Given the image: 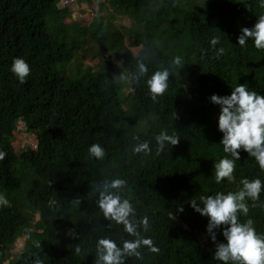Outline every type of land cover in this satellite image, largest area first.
<instances>
[{
    "label": "trees",
    "instance_id": "obj_1",
    "mask_svg": "<svg viewBox=\"0 0 264 264\" xmlns=\"http://www.w3.org/2000/svg\"><path fill=\"white\" fill-rule=\"evenodd\" d=\"M97 2L98 16L81 25L57 23L64 13L61 0H0V193L9 200V206H0V264L13 251L19 254L10 264H95L99 238L118 246L134 239L123 224L105 219L97 205V186L114 178L126 181L121 196L135 210L140 234L158 248L151 252L142 246L143 259L125 256L123 264H223L213 259L207 217L190 204H199L200 196L236 192L242 179H260L258 199L246 197L248 212L238 210L237 216L241 223L251 219L264 236V170L241 150L234 179L215 181L214 162L232 157L219 144V106L209 101L213 93L228 95L238 84L264 95V49L251 39L237 43L240 29L251 28L264 7L259 0ZM108 2L136 25L126 45ZM104 12L110 14L106 19ZM213 36L219 37L215 46ZM97 50L115 55L134 83L117 80L109 61L99 73L79 63ZM146 50L148 72L136 80L137 60ZM17 57L30 66L24 83L10 70ZM176 57L180 65L172 63ZM163 68L170 70L168 88L153 100L146 80ZM19 124L37 144L21 157L7 142ZM161 131L179 143H166L157 153ZM143 142L151 151L134 152ZM92 144L103 148V158L89 155ZM144 217L147 231L140 224ZM186 228L201 232L208 247ZM217 240H223L219 231Z\"/></svg>",
    "mask_w": 264,
    "mask_h": 264
},
{
    "label": "clouds",
    "instance_id": "obj_2",
    "mask_svg": "<svg viewBox=\"0 0 264 264\" xmlns=\"http://www.w3.org/2000/svg\"><path fill=\"white\" fill-rule=\"evenodd\" d=\"M264 7V0H259ZM249 39L252 40L255 48L264 49V15H261L254 25L242 27L237 36L238 45H244ZM212 46L219 43V37L213 36L210 41ZM224 49L216 50L219 58ZM150 56L149 51L137 60L135 79L139 80L148 72L145 60ZM172 63L181 64V58L176 57ZM11 72L20 83H24L30 73V66L23 58H14L11 64ZM170 76L169 68L155 71L147 80L148 90L153 100L162 95L168 88ZM124 78L123 76L121 77ZM209 101L219 106L217 116V129L222 133L219 144L223 145V151L231 155L214 162L215 181L220 183L223 178L228 181L234 179L232 173L235 167V160L240 159V152H246L248 157L255 158L261 170H264V95L249 91L245 84H238L231 89L228 95L213 93ZM157 153L162 151L165 144L177 145L179 139L174 135L161 131L156 137ZM136 153L151 151L147 142L139 143L133 149ZM88 153L91 157L101 159L104 156L103 148L98 144H92ZM4 156L0 152V159ZM242 188L236 192L216 193L214 196H200V203H191L192 209L201 216L207 217L205 231L209 235L215 246L213 259L223 262V264H264V236L256 233L253 221L248 219L245 223L238 221L237 212L246 215L248 208L244 203L245 198L253 201L258 199L262 187L260 179L240 181ZM126 181L119 178L105 179L97 186V205L103 213L105 219L123 224L125 232L135 237L132 240H122L117 243L109 238H99L96 243L95 264H123L125 256H135L143 259L138 250L142 246H147L151 252H157L151 238L143 237L138 231L135 222V210L128 199L122 198L121 192ZM202 204V206H201ZM0 206H9V200L0 193ZM179 211H183L180 208ZM140 224L144 231L148 230V219L144 217ZM223 237L222 241L217 240V232ZM76 253H80V248H76ZM39 264V262H37Z\"/></svg>",
    "mask_w": 264,
    "mask_h": 264
},
{
    "label": "rangeland",
    "instance_id": "obj_3",
    "mask_svg": "<svg viewBox=\"0 0 264 264\" xmlns=\"http://www.w3.org/2000/svg\"><path fill=\"white\" fill-rule=\"evenodd\" d=\"M61 10L64 12L61 14L60 17H57V23L65 24L70 22H77L81 25H90L94 18L98 16V2L97 0H92L90 5L85 4L83 1H76V0H61ZM108 10H111L110 13L115 16V19L112 21L118 30V34L123 36V42L125 44V37L136 30V25L133 22H130L128 19H125L121 16L118 8H114L110 2L107 4ZM107 10V9H106ZM105 16L103 19H106L109 13L104 12ZM110 15V14H109ZM108 15V16H109ZM106 22V21H105ZM126 45V44H125ZM134 53H138L137 49H132ZM83 56V55H82ZM94 58H81L79 63L83 64L84 66H90L95 73L102 72L103 67L105 64L109 63L113 64L114 68L112 69V74L117 78V80L124 81L128 84L134 83L131 82V78L126 74V71L123 67L121 61L117 60L115 55L112 53L107 54L101 52V50H97L94 54ZM124 77L123 79L121 77ZM131 87V86H130ZM132 89V88H131ZM11 137V138H10ZM8 144L11 151L21 157L25 152L30 149L36 148V137L35 135L29 134L23 125L18 126L16 132L9 136ZM188 235L195 238L198 243L204 247H208V242L205 240L204 236L199 232L197 229L193 228H186ZM25 236L21 237L22 240H19L18 243L15 245V249H19L24 241ZM19 253L17 251H13L10 257L7 259L5 264H10V262L16 258Z\"/></svg>",
    "mask_w": 264,
    "mask_h": 264
}]
</instances>
